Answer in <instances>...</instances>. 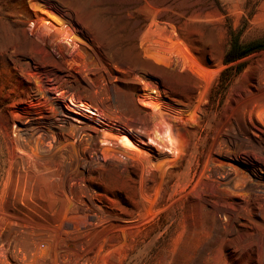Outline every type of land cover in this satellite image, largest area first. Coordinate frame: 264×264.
Listing matches in <instances>:
<instances>
[{
    "label": "rangeland",
    "instance_id": "374dc122",
    "mask_svg": "<svg viewBox=\"0 0 264 264\" xmlns=\"http://www.w3.org/2000/svg\"><path fill=\"white\" fill-rule=\"evenodd\" d=\"M229 23L264 0H0V264H264V49L208 101Z\"/></svg>",
    "mask_w": 264,
    "mask_h": 264
},
{
    "label": "trees",
    "instance_id": "16d2710c",
    "mask_svg": "<svg viewBox=\"0 0 264 264\" xmlns=\"http://www.w3.org/2000/svg\"><path fill=\"white\" fill-rule=\"evenodd\" d=\"M227 27L229 41L222 55L224 67L208 95V101L214 107H218L223 101L231 82L246 64L247 57L264 49V37L243 41L240 39L241 28L234 29L230 23Z\"/></svg>",
    "mask_w": 264,
    "mask_h": 264
},
{
    "label": "bare ground",
    "instance_id": "6f19581e",
    "mask_svg": "<svg viewBox=\"0 0 264 264\" xmlns=\"http://www.w3.org/2000/svg\"><path fill=\"white\" fill-rule=\"evenodd\" d=\"M42 10L45 12V13H47L53 20H55V21H57V22H60V19H59V17L54 13V12H52V11H49V10H47L46 8H42ZM69 103H70V105L72 106V107H74V108H76V109H82V110H85V111H88V112H90L91 114H94L95 116H97V118H100V116H99V114L98 113H96L95 111H94V109L93 108H91L90 106H88L87 104H84V103H82V102H76L75 100H73V99H69ZM145 103V102H144ZM121 139L126 143V145L128 146V147H130V148H132L133 149V151H135L134 149H138L132 142H130V141H128V140H126V139H124V138H122L121 137ZM136 152V151H135ZM138 152V151H137ZM139 153H141L140 151H139Z\"/></svg>",
    "mask_w": 264,
    "mask_h": 264
}]
</instances>
